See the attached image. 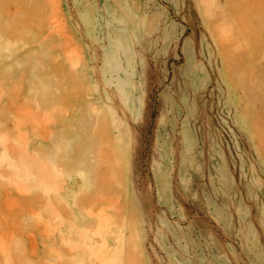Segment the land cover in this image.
<instances>
[{"label": "rangeland", "instance_id": "1", "mask_svg": "<svg viewBox=\"0 0 264 264\" xmlns=\"http://www.w3.org/2000/svg\"><path fill=\"white\" fill-rule=\"evenodd\" d=\"M0 0V264H264L258 0Z\"/></svg>", "mask_w": 264, "mask_h": 264}, {"label": "crops", "instance_id": "2", "mask_svg": "<svg viewBox=\"0 0 264 264\" xmlns=\"http://www.w3.org/2000/svg\"><path fill=\"white\" fill-rule=\"evenodd\" d=\"M225 2V6L230 9L233 8L235 1L234 0H223ZM259 1V6L261 8H264V0H258Z\"/></svg>", "mask_w": 264, "mask_h": 264}]
</instances>
